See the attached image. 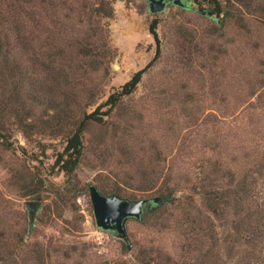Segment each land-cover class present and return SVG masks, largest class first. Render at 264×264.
Masks as SVG:
<instances>
[{
  "label": "rangeland",
  "instance_id": "374dc122",
  "mask_svg": "<svg viewBox=\"0 0 264 264\" xmlns=\"http://www.w3.org/2000/svg\"><path fill=\"white\" fill-rule=\"evenodd\" d=\"M184 1L185 6L171 2L152 12L147 0H112L113 14L102 21L110 54L75 58L65 67L74 71L66 78L76 85L67 118L71 126L83 111L98 104V112L107 109L108 94L152 58L155 42L148 25L158 19L159 55L102 122L88 121L83 154L68 179L56 163L66 140L45 121L52 111L45 99L50 95V9L43 8L47 2L38 7L22 2L19 10L8 11L0 0L6 24L0 34L7 41L0 55V108L12 144L0 142V252L1 245L10 248L14 264H155L160 259L169 264L187 243L184 211L206 234L198 249L216 238L211 251L218 263L264 264L261 238L253 245L242 237L229 247L233 242L224 237L231 216L210 213L194 193L205 171L216 183L224 182L229 170L250 171L262 186L254 170L264 153V0H221L228 13L219 16L207 13V3L199 11L196 2ZM77 14L62 9L59 17L76 25ZM22 105L32 107L27 133L14 123ZM145 170L160 173L159 182L172 175L179 200L143 219L129 218L125 242L97 226L88 185L101 191L117 187L134 199L153 196L156 191L143 190L137 175ZM32 199L42 203L28 232L26 202Z\"/></svg>",
  "mask_w": 264,
  "mask_h": 264
},
{
  "label": "trees",
  "instance_id": "16d2710c",
  "mask_svg": "<svg viewBox=\"0 0 264 264\" xmlns=\"http://www.w3.org/2000/svg\"><path fill=\"white\" fill-rule=\"evenodd\" d=\"M6 3V9L8 11L19 10L21 3H29L30 6L48 4L47 8L50 9V95L45 93V97L48 102V107L52 110L45 121L50 129H53L65 138V144L63 149L58 153L56 163L60 170L66 175V177L72 178V173L76 169L80 162L81 156L84 151V131L88 121H103V114L108 113L114 108L123 96L130 94L134 91L137 84L140 82L142 74L153 63L160 53V40L157 34L156 26L158 23L157 18H153L148 25L149 31L152 33L155 50L152 58L142 67L138 68L133 74L124 81L118 88L111 91L104 104L108 105L107 109L103 112H98L100 105L95 109L86 112L80 118L73 120L71 126H67V118L70 112V106L76 100L75 83L70 84V79L66 78V74L73 75V70L69 72L65 70V67L70 68L74 65L75 58L87 57L97 55L98 58L105 57L110 54V47L108 44V29L103 25L104 19L110 18L113 14L112 0H79L75 5L73 0H3ZM197 3L195 9L203 11V3L210 5V11L216 13L219 16L221 13L227 15L225 12V6L222 5L221 0H192ZM1 5V2H0ZM185 6V5H184ZM65 9L70 13L77 12L75 16H79L78 24L72 25L67 20L60 19V10ZM208 11V10H207ZM209 14V15H211ZM65 17L69 18L68 12L63 13ZM5 20L1 18L0 10V26L3 27L6 24ZM107 22V21H106ZM105 22V24H106ZM18 27V24H15ZM107 26V25H106ZM68 39V40H67ZM67 40L66 45H61L63 41ZM7 41L0 34V55H4L6 50ZM58 54V56H56ZM58 67L55 66L54 61L58 59ZM62 76V78H60ZM73 78V77H72ZM1 80V78H0ZM4 81V79H3ZM2 81V82H3ZM2 82H0V90L2 89ZM33 82V93L35 84ZM69 85H66V84ZM38 84V83H37ZM40 86V85H39ZM71 89L72 93L68 90ZM2 91V90H1ZM48 91V90H47ZM32 92V91H31ZM34 100L39 101V95L32 97ZM21 112L19 109L15 110L14 123L19 127L21 131L27 133L32 130L33 122H30L29 111L25 109ZM3 108H0V142L7 148L12 147V144L7 134V128L5 127V120L3 119ZM51 125V126H50ZM258 168L254 170L259 173V177L262 178V188L258 187L256 177L252 175L250 171H244L238 173V171H228L225 176V180L222 183L214 182V177L207 171L202 172L196 179L200 183L195 194H199L201 200L210 213L216 215L227 214L231 218L229 220L228 235H225V240L233 242L229 244V247L234 248L235 241L243 240L245 237V243L254 245L255 239L261 238L260 245L264 244V153L261 155L260 160L257 162ZM139 180L144 183L142 189L145 191L155 190L159 197L160 202L155 205L153 209L146 210L142 219L151 214V212L158 210L166 205H175L179 200V196L176 195L178 181L172 175H168L162 178V181H158L159 176L151 174L149 172L141 171L138 174ZM224 174L217 176L216 178H222ZM176 183H171L172 181ZM99 189V188H98ZM195 189V186H193ZM101 191V189H99ZM101 192L105 194H117L122 197L134 199L135 194H130L126 191H121L117 187L108 188L106 191ZM185 223L188 225L183 235L186 238V244L184 242L182 249L183 254L179 256L178 260H171L169 264H220L215 258V254L211 249H215L218 242L214 236L207 241V244L203 241V246L206 248L202 251L198 246L202 243L206 234L203 232V228L198 226L194 218L187 212H183ZM31 228L28 227V232ZM4 243V242H3ZM199 243V244H198ZM2 246V253L0 260H4L2 264H14L16 263L14 254L10 248ZM201 246V247H203ZM215 247V248H214ZM17 248V247H15ZM185 251L188 254H185ZM195 253L194 262L190 260V256L193 258ZM192 253V254H191ZM4 254V255H3ZM163 259L155 261V264H163ZM150 260L143 261L142 264H150Z\"/></svg>",
  "mask_w": 264,
  "mask_h": 264
},
{
  "label": "water",
  "instance_id": "95a60500",
  "mask_svg": "<svg viewBox=\"0 0 264 264\" xmlns=\"http://www.w3.org/2000/svg\"><path fill=\"white\" fill-rule=\"evenodd\" d=\"M171 1L178 5H186L184 0ZM165 2L166 0H148V8L152 12L160 11L166 6ZM207 13L211 14V11L208 10ZM88 190L97 226L114 233L125 242H128L126 221L129 218L141 219L146 210L153 209L160 202L157 195L131 199L117 194H105L93 183L88 185ZM41 203L39 199L26 202L29 228L34 224Z\"/></svg>",
  "mask_w": 264,
  "mask_h": 264
},
{
  "label": "flooded vegetation",
  "instance_id": "af4514ba",
  "mask_svg": "<svg viewBox=\"0 0 264 264\" xmlns=\"http://www.w3.org/2000/svg\"><path fill=\"white\" fill-rule=\"evenodd\" d=\"M171 2H172L171 0H166L165 5H167V4L171 3ZM147 3H148V0H147Z\"/></svg>",
  "mask_w": 264,
  "mask_h": 264
}]
</instances>
